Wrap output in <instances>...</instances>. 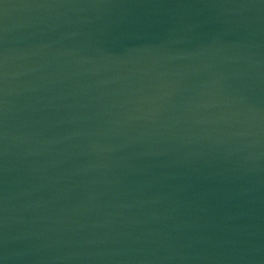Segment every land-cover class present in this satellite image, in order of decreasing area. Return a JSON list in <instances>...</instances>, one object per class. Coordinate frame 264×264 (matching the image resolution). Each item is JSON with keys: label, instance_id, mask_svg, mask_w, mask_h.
I'll return each mask as SVG.
<instances>
[{"label": "water", "instance_id": "water-1", "mask_svg": "<svg viewBox=\"0 0 264 264\" xmlns=\"http://www.w3.org/2000/svg\"><path fill=\"white\" fill-rule=\"evenodd\" d=\"M0 264H264V0H0Z\"/></svg>", "mask_w": 264, "mask_h": 264}]
</instances>
